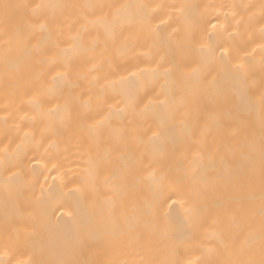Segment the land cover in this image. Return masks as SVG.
Here are the masks:
<instances>
[{
  "label": "bare ground",
  "instance_id": "1",
  "mask_svg": "<svg viewBox=\"0 0 264 264\" xmlns=\"http://www.w3.org/2000/svg\"><path fill=\"white\" fill-rule=\"evenodd\" d=\"M262 242L264 0H0V264Z\"/></svg>",
  "mask_w": 264,
  "mask_h": 264
},
{
  "label": "snow or ice",
  "instance_id": "2",
  "mask_svg": "<svg viewBox=\"0 0 264 264\" xmlns=\"http://www.w3.org/2000/svg\"><path fill=\"white\" fill-rule=\"evenodd\" d=\"M3 7L6 10L5 11V14H7V9H9V8H11L13 6L12 5H8V4H5V5H3ZM260 253H261V259L258 262V264H264V242H262V244H261ZM247 264H257V262L254 261V260H250V261L247 262Z\"/></svg>",
  "mask_w": 264,
  "mask_h": 264
}]
</instances>
